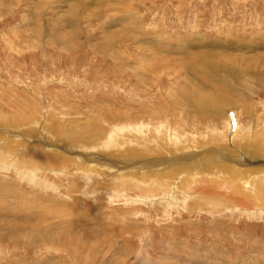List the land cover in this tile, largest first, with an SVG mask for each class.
I'll return each mask as SVG.
<instances>
[{"label":"rangeland","instance_id":"obj_1","mask_svg":"<svg viewBox=\"0 0 264 264\" xmlns=\"http://www.w3.org/2000/svg\"><path fill=\"white\" fill-rule=\"evenodd\" d=\"M195 260L264 264V0H0V264Z\"/></svg>","mask_w":264,"mask_h":264},{"label":"bare ground","instance_id":"obj_2","mask_svg":"<svg viewBox=\"0 0 264 264\" xmlns=\"http://www.w3.org/2000/svg\"><path fill=\"white\" fill-rule=\"evenodd\" d=\"M194 60H195V58H194ZM193 60V61H194ZM201 61V60H200ZM197 62V61H196ZM197 64V63H196ZM198 66V65H197ZM211 66V65H210ZM199 67V66H198ZM206 68V67H205ZM204 69V68H203ZM209 71V70H208ZM201 72V71H200ZM213 72V71H212ZM202 73V72H201ZM207 76V75H206ZM213 81V80H212ZM210 82V81H209ZM211 84V83H210ZM209 84V85H210ZM223 84V83H222ZM216 89V88H215ZM215 89H213V90H215ZM225 92H226V90H225ZM192 94H193V92H192ZM187 96H188V94H186ZM195 98V97H194ZM185 99V98H184ZM211 101V100H210ZM183 103V102H182ZM190 103V102H189ZM203 103V102H202ZM207 103V102H206ZM214 103H215V101H214ZM190 105H192V104H190ZM214 105V104H213ZM201 106V105H200ZM207 106V105H206ZM191 107V106H190ZM194 108V107H193ZM204 109H206V107H203ZM196 109V108H195ZM199 109H200V107H199ZM220 112V111H219ZM206 114H208V113H206ZM233 140V139H232ZM237 142V141H236ZM239 142V141H238ZM237 142V143H238ZM233 143V142H232ZM234 144V143H233ZM232 146V145H231ZM132 150V149H131ZM130 150V151H131ZM133 151H136L135 153H140V151L141 150H139V149H137V147H135V149H133ZM259 151V150H258ZM224 152V151H223ZM227 153V152H226ZM130 154V153H129ZM134 154V153H133ZM132 154V155H133ZM225 154V153H224ZM137 157V156H136ZM225 157H227V156H225ZM170 158H175L176 160L175 161H180L181 159H177L178 158V156H175V157H173V155H171L170 157H169V155L166 157V158H161V159H159V160H153V164H155V165H157L158 163H160V162H162V161H168V160H170ZM227 159V158H226ZM105 160V159H104ZM183 160V159H182ZM181 162V161H180ZM228 162V161H227ZM180 164V163H179ZM178 164V165H179ZM162 165H163V163H162ZM217 165V164H216ZM185 166V165H184ZM157 167V166H156ZM160 167V168H159ZM158 167V169L159 170H163L162 168H165L166 167V163H165V166H159ZM191 167H193V166H191ZM231 167V166H230ZM229 168V167H228ZM170 169V168H169ZM181 169H182V167H181ZM212 169H214V168H212ZM177 170V171H176ZM176 170H172L171 172H172V174L174 175V174H177L178 173V169H176ZM218 170V169H217ZM195 171V170H194ZM241 171H242V176H243V173H245L246 171H244V169L243 168H241ZM241 171H237V173L238 172H241ZM147 172V171H146ZM200 172V171H199ZM203 172H204V170H203ZM235 172V171H234ZM196 173H198V172H196ZM211 173H214V171L213 172H211ZM166 174H168V173H165V174H160V173H156V174H154V177L155 178H158V179H156V181H158L159 179L160 180H162V181H164L163 180V178H164V176L166 175ZM215 174H217V173H215ZM137 175V174H136ZM200 175V174H199ZM203 176L205 175V177L207 176V177H209L208 175H210V173H207V174H205V172H204V174H202ZM238 175V174H237ZM126 176H129V177H132L131 175H126ZM189 176V175H188ZM201 176V175H200ZM220 177H224V178H226L225 176V174H223V173H220V175H219ZM232 177V176H231ZM238 177V176H237ZM262 177V176H261ZM168 178V177H167ZM235 178H236V176H235ZM239 178V177H238ZM251 178V177H250ZM187 179V177H185L184 178V180L183 181H189V180H186ZM228 179V180H227ZM226 179V181L224 182V181H220L221 183H222V185H225V187L228 189V188H230L229 186H231V182L232 181H234V180H232V181H230L229 180V178H227ZM243 179V178H242ZM256 179V178H255ZM194 180V179H193ZM204 180V179H203ZM225 180V179H224ZM209 181V180H208ZM213 181V180H212ZM167 182V181H166ZM215 182V181H214ZM261 182V181H260ZM259 182V183H260ZM208 184H211L210 182L208 183ZM155 185V184H154ZM220 186V185H219ZM238 186V185H237ZM159 187V186H158ZM236 187V186H235ZM231 189H235L234 187H231ZM239 189V188H238Z\"/></svg>","mask_w":264,"mask_h":264},{"label":"crops","instance_id":"obj_3","mask_svg":"<svg viewBox=\"0 0 264 264\" xmlns=\"http://www.w3.org/2000/svg\"><path fill=\"white\" fill-rule=\"evenodd\" d=\"M191 263H193V264H199V261L198 260H195V261H193Z\"/></svg>","mask_w":264,"mask_h":264}]
</instances>
